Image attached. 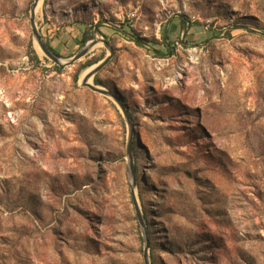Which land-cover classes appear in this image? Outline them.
<instances>
[{"label": "rangeland", "instance_id": "374dc122", "mask_svg": "<svg viewBox=\"0 0 264 264\" xmlns=\"http://www.w3.org/2000/svg\"><path fill=\"white\" fill-rule=\"evenodd\" d=\"M34 1L0 0V264H264V0H40L60 59L99 41L64 69Z\"/></svg>", "mask_w": 264, "mask_h": 264}, {"label": "water", "instance_id": "95a60500", "mask_svg": "<svg viewBox=\"0 0 264 264\" xmlns=\"http://www.w3.org/2000/svg\"><path fill=\"white\" fill-rule=\"evenodd\" d=\"M39 3H40V0H35L34 3L32 4L31 10H30V24H31L33 36H34V39L36 40L40 50L43 52V54L48 59H50L54 64H56L60 69H64V68H66L68 66L73 65L74 63L79 61L82 57H84L94 45L99 43L98 40H93L91 42V44L84 46L72 58L63 61L54 52L50 51V49L42 42V39H41L37 29H36V26H35V11H36ZM100 41L108 49L109 55L106 58H104L103 60H101L100 62H98L97 64L93 65V68H92L91 72H89L88 75L82 81V87H87L93 92L105 95V93H107L105 90H101L100 88L90 84V79L96 73H98L106 64H108V62L110 61V59H111V57L113 55V51H112L111 47L109 46V44L104 39H101ZM121 110H122V112L124 114V117H125L126 121L129 122L130 119H129L128 113L122 107H121ZM127 156H128L129 160L132 159V157H131V143L127 147ZM133 198H134V196H133ZM134 206H135V211H136L138 222H139V224H140V226L142 228H145L142 215H141V213L139 211V208L137 207L135 199H134ZM147 251H148V246H145V250H144V264H149V258H148V252Z\"/></svg>", "mask_w": 264, "mask_h": 264}, {"label": "trees", "instance_id": "16d2710c", "mask_svg": "<svg viewBox=\"0 0 264 264\" xmlns=\"http://www.w3.org/2000/svg\"><path fill=\"white\" fill-rule=\"evenodd\" d=\"M181 23H182V26L185 27L186 24H184L183 22H181ZM90 39H91L90 36L84 33L80 44L81 45H85V43L87 41H89ZM134 40L136 41V44H138V45H142L143 42L145 41V40H141V39H134ZM46 46L50 49V51L54 52L57 56H59V52L58 51L52 49L48 44ZM33 54H34V57L37 59V55L35 54L34 51H33ZM96 63H97V61L96 62H89L85 66H83L82 70H84L86 68H89V67L93 66ZM56 69L58 70L59 68H56Z\"/></svg>", "mask_w": 264, "mask_h": 264}, {"label": "bare ground", "instance_id": "6f19581e", "mask_svg": "<svg viewBox=\"0 0 264 264\" xmlns=\"http://www.w3.org/2000/svg\"><path fill=\"white\" fill-rule=\"evenodd\" d=\"M92 68H93V66L90 67V68H88V69L84 72L85 77L88 75L89 72H91ZM85 77H83V78H85ZM83 80H84V79H83Z\"/></svg>", "mask_w": 264, "mask_h": 264}]
</instances>
